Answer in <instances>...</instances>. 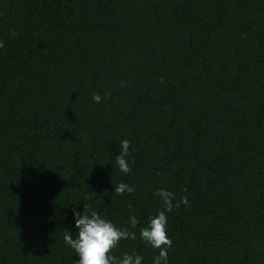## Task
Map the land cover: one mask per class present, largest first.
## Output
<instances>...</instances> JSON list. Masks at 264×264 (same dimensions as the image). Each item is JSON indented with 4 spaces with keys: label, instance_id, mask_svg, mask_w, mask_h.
<instances>
[{
    "label": "trees",
    "instance_id": "16d2710c",
    "mask_svg": "<svg viewBox=\"0 0 264 264\" xmlns=\"http://www.w3.org/2000/svg\"><path fill=\"white\" fill-rule=\"evenodd\" d=\"M0 41V264H74L83 204L153 264L160 188L168 264H264V0H0Z\"/></svg>",
    "mask_w": 264,
    "mask_h": 264
},
{
    "label": "clouds",
    "instance_id": "9594fccd",
    "mask_svg": "<svg viewBox=\"0 0 264 264\" xmlns=\"http://www.w3.org/2000/svg\"><path fill=\"white\" fill-rule=\"evenodd\" d=\"M12 35H16L15 31ZM4 46V42L0 41V48ZM122 86L125 85L122 84ZM109 95L110 93L106 92L104 98L106 99ZM92 98L96 103H100L102 99L99 93L94 94ZM119 146V155L115 157V163L122 173H130L132 168L128 157L131 141L123 139ZM114 189L117 195L135 191L134 186H129L125 182L118 183ZM154 195L160 198L163 208L150 216L147 225L140 228V238L146 244L159 250V254L154 257L153 264H168V248L172 245V240L167 234L168 213L173 210L174 206L178 208L181 203L188 205L189 201L187 197H182L173 205L176 199L175 193L164 188L157 189ZM72 211L77 234L74 238L72 232L65 229L63 239L79 257L74 264H142L143 256L135 251L125 252L122 256L113 254L122 240L136 239V232L131 230L138 224V219L134 214L129 217L130 229L118 226L98 211L93 210L90 204H83L82 214L75 208Z\"/></svg>",
    "mask_w": 264,
    "mask_h": 264
}]
</instances>
